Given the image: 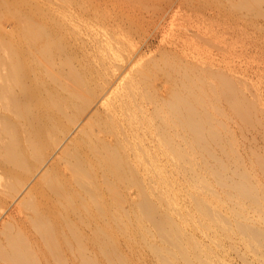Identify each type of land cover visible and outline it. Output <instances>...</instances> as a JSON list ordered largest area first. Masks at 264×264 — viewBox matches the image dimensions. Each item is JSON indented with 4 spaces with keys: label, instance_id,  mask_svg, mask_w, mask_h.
I'll use <instances>...</instances> for the list:
<instances>
[{
    "label": "bare ground",
    "instance_id": "6f19581e",
    "mask_svg": "<svg viewBox=\"0 0 264 264\" xmlns=\"http://www.w3.org/2000/svg\"><path fill=\"white\" fill-rule=\"evenodd\" d=\"M120 2L0 0V264H264V0Z\"/></svg>",
    "mask_w": 264,
    "mask_h": 264
},
{
    "label": "rangeland",
    "instance_id": "374dc122",
    "mask_svg": "<svg viewBox=\"0 0 264 264\" xmlns=\"http://www.w3.org/2000/svg\"><path fill=\"white\" fill-rule=\"evenodd\" d=\"M104 1V0H95V2H99L100 4H102V5H100L101 7H102V9H103V11H105V8L107 9H109V10H111V9H113V10H111V14L109 15L106 11L104 12L105 13V16H114L115 15V13L117 14V12L119 13H121V9L123 8V6H122V3L121 2H123V0L121 1V0H118V2H117V0H105V1H109V4H108V2L107 3H105V5L106 6H109V7H106V6H104L105 8H103V3L102 2ZM111 1H113V3L115 2V5L116 6H122L121 8H119L120 10L119 11H117L118 9V7H115V5H113V3L111 2ZM121 1V2H120ZM110 2H111V4H110ZM116 2H117V4H119V2L121 3V4H119V5H117L116 4ZM129 3V1H124V3L125 4H127L128 5V3ZM123 3V4H124ZM124 4V7H126L127 8V10L128 11H126V8H125V10L124 9H122V17H124V19H125V17H126V14H124V13H127V12H129V7L131 8V11L129 12L130 14H128V18L126 17V21L128 22V20L129 19H131V21L133 22V16H132V18H130L131 17V14L132 15H137V16H139V13H137L138 12V9H139V7L137 6V8H135V5H132L131 6V4H129L128 6L127 5H125ZM111 5H113V6H111ZM134 6V8H132ZM112 7V8H111ZM114 7H115V9H114ZM147 7H149V8H147ZM153 6L152 5H148V6H144V9H142V10H144V11H142V10H139V12H140V14L143 12V14L144 15H141V17H139L140 19H142V16L143 17H145V16H147L146 14L148 13V10H149V13L151 14V12H152V10H153V8H152ZM145 8H147V10L145 9ZM150 8H152V10L150 9ZM133 9H136V10H133ZM112 11H116V12H112ZM136 12V13H134L133 14V12ZM142 11V12H141ZM145 11H147L146 13H145ZM151 11V12H150ZM109 12V11H108ZM119 13V15H121ZM106 14H108V15H106ZM112 14H114V15H112ZM123 14H124V16H123ZM118 15V14H117ZM136 18H138V17H136ZM138 18V19H139ZM135 19V18H134ZM137 19V20H138ZM131 21H129V22H131ZM84 35H86L87 36V33H82V35H81V38H84L83 36ZM257 35L255 34V38H256V40H257V42L258 41H260V42H258V44H257V42H256V40H254V42H256V44H257V46H259V47H257L256 46V44L254 43V45L255 46H253L254 48H258V49H261L262 47H263V49H264V43H262V41H261V39L260 38H258L257 39ZM86 38V37H85ZM264 42V41H263ZM262 43V44H261ZM252 45H253V43H252ZM261 45V46H260ZM253 48V49H254ZM255 49V50H253L252 49V51L250 52V53H248V54H242V56L239 58V65H240V68H241V72L243 73V75H244V77L245 78H247L248 79V81L250 82V83H253V84H255L257 87H259V89L260 90H262V93H263V100H262V103L264 102V50L263 49H261V50H263V51H261V50H258V49ZM258 52H257V51ZM253 51H255V52H253ZM216 57H219L218 55H216ZM229 59V58H228ZM263 105H264V103H263ZM249 134V133H248ZM247 134V136H248V139L245 141V143H246V145H250V144H248V143H250L251 142V144H255L256 143V140H257V142L259 143H256V144H258V145H260L261 143H262V138L260 139L259 137H261L260 136V134H257V135H259V136H257V138H256V136H255V139L252 137V133L251 134H249L248 135ZM246 136V137H247ZM254 136V135H253ZM250 137V138H249ZM251 138H253L252 140H251ZM259 138V139H258ZM249 140H251V141H249ZM255 140V141H254ZM261 140V141H260ZM249 141V142H248ZM253 141V142H252ZM260 141V142H259ZM1 212V211H0ZM1 218V217H0ZM2 219H0V221H1ZM142 264H150V263H148V262H143Z\"/></svg>",
    "mask_w": 264,
    "mask_h": 264
}]
</instances>
